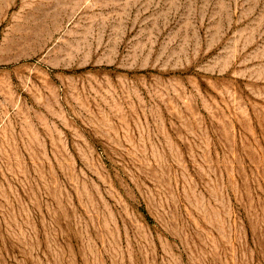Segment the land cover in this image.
Returning <instances> with one entry per match:
<instances>
[{
    "label": "rangeland",
    "instance_id": "1",
    "mask_svg": "<svg viewBox=\"0 0 264 264\" xmlns=\"http://www.w3.org/2000/svg\"><path fill=\"white\" fill-rule=\"evenodd\" d=\"M0 264H264V0H0Z\"/></svg>",
    "mask_w": 264,
    "mask_h": 264
}]
</instances>
